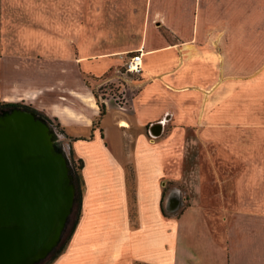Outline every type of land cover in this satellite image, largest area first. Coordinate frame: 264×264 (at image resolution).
Masks as SVG:
<instances>
[{
  "label": "crops",
  "instance_id": "1",
  "mask_svg": "<svg viewBox=\"0 0 264 264\" xmlns=\"http://www.w3.org/2000/svg\"><path fill=\"white\" fill-rule=\"evenodd\" d=\"M42 1L0 0L17 25L1 37L14 48H0V103L28 102L82 163L79 217L51 264H264V0H109L75 50L53 25L51 51L50 30L21 22ZM32 44L35 69L19 50ZM85 75L118 95L98 103Z\"/></svg>",
  "mask_w": 264,
  "mask_h": 264
},
{
  "label": "water",
  "instance_id": "2",
  "mask_svg": "<svg viewBox=\"0 0 264 264\" xmlns=\"http://www.w3.org/2000/svg\"><path fill=\"white\" fill-rule=\"evenodd\" d=\"M75 197L51 123L20 106L0 109V264H43L62 242Z\"/></svg>",
  "mask_w": 264,
  "mask_h": 264
},
{
  "label": "rangeland",
  "instance_id": "3",
  "mask_svg": "<svg viewBox=\"0 0 264 264\" xmlns=\"http://www.w3.org/2000/svg\"><path fill=\"white\" fill-rule=\"evenodd\" d=\"M107 1L110 3L109 0H106V1L105 0H56L55 10L53 9L54 10L53 12L52 8H54V2H52V0H43L42 1L43 5L41 6L39 5V8L41 7L44 8L43 13L40 10L36 9V14L35 12H30V15H28V17L23 16L21 22L24 24V26H26L29 30H31V31H28L29 35L31 34L32 29L35 28V24H37V22L40 25L44 26L46 30H50V31H47L48 33L46 32V35H48L46 36V40H50L48 42L46 41L47 43H45L46 51H49V50L51 51V48L53 47V43H52L53 42L52 40L53 32L51 31L53 25H55L56 29H58V31L56 30L55 32L54 38L56 37V39L60 40V43L62 46L65 44L69 46L71 43V42L69 43V40H72L73 42L71 43L72 50L73 49L75 50L74 43H76L77 34H80L82 37H85L87 35V37L89 38V37H92L93 34L95 33L94 30H99L100 29L99 26H102L101 20H100V12L103 9V7L106 6L105 2ZM7 10L8 8H5V10L2 9L1 3H0V26L3 25V29H0V48H3L4 50H6V52H11L14 48L13 45H10L11 42L8 41L10 42V44H8L6 47L2 45V40H1V37L3 38L4 36L8 37L9 34L13 33L12 31H9V27L10 25H13L14 23L6 22V19H5V16L7 15L6 14ZM12 15H15V14H12ZM35 15H38L37 18ZM263 22H264V19H263ZM15 26L17 25L14 24L12 27H15ZM18 26L20 27V25ZM18 39H19V36H18ZM15 41H19V40L16 39ZM19 50H22L20 52H23L26 57L33 60L34 64H29L30 67H34L35 69V66H36L35 62L37 61L36 60L37 56L39 58V63H41L40 58L42 57L39 55V53L36 52L35 45L32 44L31 46H23L19 48ZM44 59L45 61L43 63L46 65V73L50 74L51 76V74L53 73L52 68H51L52 59L46 58V57ZM63 72H67V71L63 70ZM82 79L88 88L90 89L92 88V93L94 94L98 103H99V100H98L99 97L101 99H104V98L110 99V98H115V96L118 95L117 89L115 88L114 84H109V83L108 84H98V86L92 87L94 84V81H91V79L87 75L83 76ZM0 104H5V103H0ZM6 105H17L20 107L23 106V107L32 109L30 104H28V102H25L23 100H16L15 102H10L9 104H6ZM50 122H51V125H53L52 127L58 137V144L63 149L66 155V158L68 160V158H70L69 157L70 151L68 150V147H67L68 144L64 141V139H61L60 137V135L62 134L61 133L62 131L60 130L58 126L55 125L53 121H50ZM189 156L191 157V154H189ZM71 159L75 161V158L72 155H71ZM192 162L194 161L189 158L188 162L185 163L184 167L189 169L191 167ZM181 189L182 188L180 186L176 189L175 187L173 188L174 190L173 194H175L174 197L176 199V202L179 201V198L180 199L183 198V200L185 199L187 201V196L185 192L181 191ZM166 196L167 194L164 196V200ZM174 208H175L174 210H176L177 207H174ZM74 219H75V213L73 210V213L68 221L66 231L63 235L62 241L66 239V236L70 230L71 224L74 221ZM184 240L188 241L189 243L190 241L189 236L186 237ZM48 259L46 261H48ZM46 261L43 264H45Z\"/></svg>",
  "mask_w": 264,
  "mask_h": 264
},
{
  "label": "trees",
  "instance_id": "4",
  "mask_svg": "<svg viewBox=\"0 0 264 264\" xmlns=\"http://www.w3.org/2000/svg\"><path fill=\"white\" fill-rule=\"evenodd\" d=\"M1 105L3 104H0V107ZM5 106H10V105H5ZM22 108H26V109H29L27 107H23ZM34 112H36L35 110L33 109H30ZM37 113V112H36ZM103 113V108L100 107V115ZM39 114V113H38ZM48 120V119H47ZM49 121V120H48ZM50 122V121H49ZM51 123V122H50ZM70 154V158H68V162L70 164V167H71V170H72V173H73V176H74V183H75V186H76V197H75V207H74V213H75V219L74 221L72 222L71 224V227H70V230L66 236V239H64L60 246L57 248V250L55 251V253H53L48 261H46L45 264H50L60 253H62L66 243L68 242L73 230H74V227L76 225V222H77V219L79 217V209H80V197H81V181H80V176H79V171L81 169V166H82V163L80 160H75L73 161V159H71V152L69 153Z\"/></svg>",
  "mask_w": 264,
  "mask_h": 264
},
{
  "label": "built area",
  "instance_id": "5",
  "mask_svg": "<svg viewBox=\"0 0 264 264\" xmlns=\"http://www.w3.org/2000/svg\"><path fill=\"white\" fill-rule=\"evenodd\" d=\"M124 73L131 75V76H137L141 72V54L140 51H135L133 53H130L128 56H126L125 60L123 61L122 65ZM119 101L121 99H118ZM116 102H118L116 100Z\"/></svg>",
  "mask_w": 264,
  "mask_h": 264
},
{
  "label": "flooded vegetation",
  "instance_id": "6",
  "mask_svg": "<svg viewBox=\"0 0 264 264\" xmlns=\"http://www.w3.org/2000/svg\"><path fill=\"white\" fill-rule=\"evenodd\" d=\"M5 105H6V104L1 105L0 109L8 108V107H10V106H17V105H10V106H5Z\"/></svg>",
  "mask_w": 264,
  "mask_h": 264
},
{
  "label": "bare ground",
  "instance_id": "7",
  "mask_svg": "<svg viewBox=\"0 0 264 264\" xmlns=\"http://www.w3.org/2000/svg\"><path fill=\"white\" fill-rule=\"evenodd\" d=\"M123 125V124H122ZM125 125V124H124Z\"/></svg>",
  "mask_w": 264,
  "mask_h": 264
}]
</instances>
